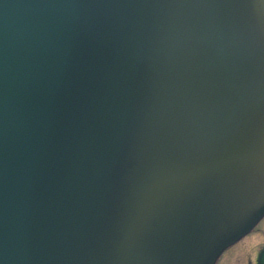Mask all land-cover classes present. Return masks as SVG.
Listing matches in <instances>:
<instances>
[{
    "label": "water",
    "instance_id": "1",
    "mask_svg": "<svg viewBox=\"0 0 264 264\" xmlns=\"http://www.w3.org/2000/svg\"><path fill=\"white\" fill-rule=\"evenodd\" d=\"M263 216L262 0H0L4 264H215Z\"/></svg>",
    "mask_w": 264,
    "mask_h": 264
},
{
    "label": "rangeland",
    "instance_id": "2",
    "mask_svg": "<svg viewBox=\"0 0 264 264\" xmlns=\"http://www.w3.org/2000/svg\"><path fill=\"white\" fill-rule=\"evenodd\" d=\"M264 246V218L242 239L229 247L215 264H257L256 257Z\"/></svg>",
    "mask_w": 264,
    "mask_h": 264
},
{
    "label": "snow or ice",
    "instance_id": "3",
    "mask_svg": "<svg viewBox=\"0 0 264 264\" xmlns=\"http://www.w3.org/2000/svg\"><path fill=\"white\" fill-rule=\"evenodd\" d=\"M262 2H264V0H262ZM0 247H2V245H0ZM0 264H4V259L2 256H0Z\"/></svg>",
    "mask_w": 264,
    "mask_h": 264
},
{
    "label": "flooded vegetation",
    "instance_id": "4",
    "mask_svg": "<svg viewBox=\"0 0 264 264\" xmlns=\"http://www.w3.org/2000/svg\"><path fill=\"white\" fill-rule=\"evenodd\" d=\"M263 218H264V217H263ZM263 218H262V219H263ZM262 219H261V220H262ZM263 248H264V246H263L261 249H263ZM261 249H260V250H261ZM257 257H258V255H257ZM257 257H256V263H257Z\"/></svg>",
    "mask_w": 264,
    "mask_h": 264
}]
</instances>
